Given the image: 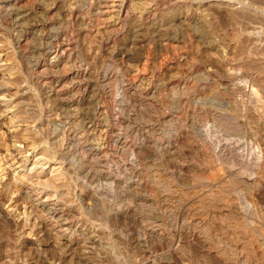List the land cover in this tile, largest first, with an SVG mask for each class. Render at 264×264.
<instances>
[{
  "label": "rangeland",
  "instance_id": "1",
  "mask_svg": "<svg viewBox=\"0 0 264 264\" xmlns=\"http://www.w3.org/2000/svg\"><path fill=\"white\" fill-rule=\"evenodd\" d=\"M26 1L0 0V264H264V0Z\"/></svg>",
  "mask_w": 264,
  "mask_h": 264
},
{
  "label": "bare ground",
  "instance_id": "2",
  "mask_svg": "<svg viewBox=\"0 0 264 264\" xmlns=\"http://www.w3.org/2000/svg\"><path fill=\"white\" fill-rule=\"evenodd\" d=\"M26 1V0H25ZM35 1V0H34ZM27 2V1H26ZM112 2V5H111V8H110V11H107V13L109 12L110 14L108 15L109 17H107V19H106V23H108V25L109 26H112V24H114V22L117 20L116 19V15H117V18H120V17H124V15H126L127 14V12H128V5L127 4H129V3H127L126 2V0H114V2L113 1H111ZM110 3V2H109ZM51 7V6H50ZM117 9H116V8ZM51 11V10H50ZM140 11H141V9H140ZM139 11V12H140ZM144 11V10H143ZM48 12V11H47ZM116 12V13H115ZM52 13V12H51ZM50 14V13H49ZM139 14V13H138ZM32 15V14H31ZM25 16V15H24ZM23 17V15H15V20H18V19H21ZM203 18V17H202ZM116 19V20H115ZM13 20V19H12ZM119 20V19H118ZM119 22V21H118ZM23 23V22H22ZM98 31V30H97ZM237 36V35H236ZM3 67V66H2ZM2 69L3 68H1V66H0V71H2ZM19 72V71H18ZM3 75V74H2ZM1 75V76H2ZM4 76V75H3ZM7 82V81H6ZM9 105V104H8ZM6 106V105H5ZM7 107V106H6ZM9 108H10V106H9ZM6 109V108H5ZM7 110V109H6ZM9 111H10V109H9ZM8 111V112H9ZM41 151V150H40ZM41 154V153H40ZM42 158L43 157H41V160H42ZM34 159H35V157H34ZM38 159V158H37ZM44 159V158H43ZM40 160V161H41ZM35 162V161H34ZM41 162H43V161H41ZM36 163V162H35ZM34 163V164H35ZM33 164V163H32ZM37 164H38V162H37ZM43 165V164H42ZM34 166V165H33ZM57 166V165H56ZM50 168H51V170L53 171H55V168L56 167H54V166H52V165H50ZM49 168V169H50ZM40 169V168H39ZM38 169V170H39ZM31 170V169H30ZM38 170H36V171H38ZM57 170V169H56ZM33 172V171H32ZM35 173V174H34ZM33 174L36 176V177H38L39 178V180L41 179L40 177H43V171H38V172H34ZM51 174H53V172L51 173ZM56 173H54V175H55ZM59 174V173H58ZM28 175V174H27ZM24 176V175H23ZM25 176H26V174H25ZM48 177V176H47ZM50 177V176H49ZM53 177V176H52ZM43 180V179H42ZM42 182V181H41ZM37 200V199H36ZM46 201V200H45ZM41 203H42V201H41Z\"/></svg>",
  "mask_w": 264,
  "mask_h": 264
}]
</instances>
